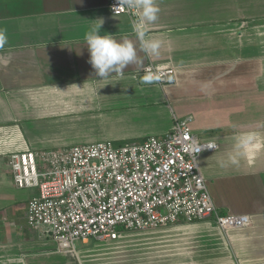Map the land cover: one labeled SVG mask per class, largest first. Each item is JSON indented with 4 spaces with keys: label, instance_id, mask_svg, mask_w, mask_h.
I'll list each match as a JSON object with an SVG mask.
<instances>
[{
    "label": "crops",
    "instance_id": "0c3cea01",
    "mask_svg": "<svg viewBox=\"0 0 264 264\" xmlns=\"http://www.w3.org/2000/svg\"><path fill=\"white\" fill-rule=\"evenodd\" d=\"M109 1L0 0V29L8 37L0 48V264H91L89 252L106 242L90 239L74 253L59 251L27 224V203L37 191L16 187L8 163L12 152L37 151L50 137L40 119L76 117L90 105L110 108L109 139L163 136L188 117L192 133H207L201 142L218 145L199 157L206 187L218 209L251 223L226 232L211 219L174 223V264H264V0H220L231 10L239 6L223 7L220 17L216 0H155L158 19L146 39L161 42L159 55L141 50L136 17L110 13ZM97 19L101 35L126 37L137 48L138 62L123 77L96 81L84 37ZM147 63L175 72L165 84H145ZM234 105L239 117L221 118ZM215 108L221 115L209 117Z\"/></svg>",
    "mask_w": 264,
    "mask_h": 264
},
{
    "label": "built area",
    "instance_id": "2783aa9c",
    "mask_svg": "<svg viewBox=\"0 0 264 264\" xmlns=\"http://www.w3.org/2000/svg\"><path fill=\"white\" fill-rule=\"evenodd\" d=\"M110 13L131 14L123 0H110ZM168 82L172 66L147 63L142 74ZM190 118L177 120L163 136L115 145L97 141L63 148L25 149L9 155L16 187L37 193L27 203V224L74 253L77 241L116 239L125 230H144L211 219L223 232L250 225L247 215L218 209L199 167L214 141L201 142Z\"/></svg>",
    "mask_w": 264,
    "mask_h": 264
},
{
    "label": "rangeland",
    "instance_id": "374dc122",
    "mask_svg": "<svg viewBox=\"0 0 264 264\" xmlns=\"http://www.w3.org/2000/svg\"><path fill=\"white\" fill-rule=\"evenodd\" d=\"M200 4L202 1L200 0ZM217 16H223L225 13L222 9L227 8L228 11H235L239 8L236 4L226 6L223 1L216 0ZM205 7V5H204ZM224 7V8H223ZM258 10V9H256ZM129 80H123L127 82ZM130 85V84H129ZM128 85V86H129ZM115 107L111 105L110 107ZM241 109L240 105H234L232 112L222 114L221 118H230L234 121L239 117L238 111ZM109 107H101L99 111L95 110L94 105H90L86 113L80 114L76 117L68 115L65 117H58L54 122L40 119L38 121L41 126H47L45 129L50 134L49 138H43L40 141L39 147H34L37 151L43 149L63 148L78 144H88L97 141H110L113 144H123L125 142H140L142 139H127L116 141L109 139L108 135L115 131L112 128V123L109 122L111 116ZM221 113L217 108L209 114V117H219ZM76 121H83L80 124H74ZM114 131V132H113ZM44 134L48 135L43 132ZM100 137H97V136ZM207 133L198 136L203 140ZM25 224V221L22 220ZM179 224H169L157 228H150L144 230H125L122 231L118 238L107 239L102 246H96L88 257L91 264H174L173 260L177 257V241ZM103 240V239H100ZM92 239L90 240V242ZM76 248L83 247L81 241L75 243ZM75 257V256H73ZM72 264H79L77 259H73Z\"/></svg>",
    "mask_w": 264,
    "mask_h": 264
},
{
    "label": "clouds",
    "instance_id": "9594fccd",
    "mask_svg": "<svg viewBox=\"0 0 264 264\" xmlns=\"http://www.w3.org/2000/svg\"><path fill=\"white\" fill-rule=\"evenodd\" d=\"M123 4L129 9L138 10L133 13L136 18L132 21V30L140 41L141 50L159 55L161 42L157 39H146L148 26L158 19L159 8L155 0H123ZM97 21L98 23L92 26L84 37L89 54L88 62L99 77L96 81L107 80L113 74L123 77L124 69L138 62L137 48L126 37L117 40L108 33L101 35L103 20L97 19ZM7 42L6 32L0 29V48H3ZM158 79V76L149 72L143 76L142 82L152 84Z\"/></svg>",
    "mask_w": 264,
    "mask_h": 264
}]
</instances>
